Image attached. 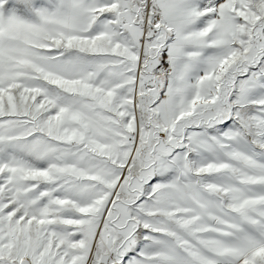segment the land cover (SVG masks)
I'll return each instance as SVG.
<instances>
[{
    "label": "snow or ice",
    "instance_id": "snow-or-ice-1",
    "mask_svg": "<svg viewBox=\"0 0 264 264\" xmlns=\"http://www.w3.org/2000/svg\"><path fill=\"white\" fill-rule=\"evenodd\" d=\"M0 264H264V0H0Z\"/></svg>",
    "mask_w": 264,
    "mask_h": 264
}]
</instances>
